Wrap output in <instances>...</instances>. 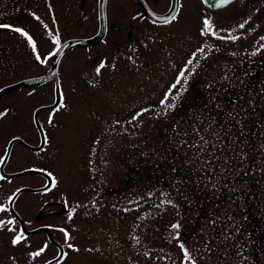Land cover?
I'll list each match as a JSON object with an SVG mask.
<instances>
[{"label":"rangeland","instance_id":"obj_1","mask_svg":"<svg viewBox=\"0 0 264 264\" xmlns=\"http://www.w3.org/2000/svg\"><path fill=\"white\" fill-rule=\"evenodd\" d=\"M36 1L28 0L26 7ZM147 1L157 11L170 2ZM179 3L174 20L154 25L132 0H107L108 32L102 42L115 26L111 41L115 49L120 47L118 51L102 42L68 51L74 61L69 64L67 58L60 64L55 108H45L57 97L49 80L0 97V162L13 136L29 147L41 145L36 121L46 138L38 152L10 144L2 172L21 168L43 172L51 177L43 198L57 200L66 209L64 215L48 220L53 242L41 234L13 246L14 235L21 231L16 221L7 224L13 218L7 202L17 188L30 182L37 185L41 178L0 175V208L4 209L0 211L4 222L0 264H254V236L264 229V217L253 229L252 211L246 210L234 190L249 189L261 180L238 177L236 148L225 141V135L236 128L226 122H236V115H221L224 104L217 92L226 76L229 85L236 87L240 74L235 70L241 58H231L224 51L239 50L264 59V24L256 20L258 16L242 23L234 7L211 12L200 0ZM84 4L82 28L68 32L66 38L96 33V3ZM22 14L15 10L0 22L20 23ZM204 19L212 28L201 35ZM35 20L37 25L24 24L37 46L35 54L22 36L0 33L5 59L0 89L43 73L50 65V54L63 40L62 34L58 43L51 42L54 34L49 39L41 33L47 34L48 24ZM129 21L132 30L126 28ZM234 22L244 27L232 24L227 32ZM95 54L99 59L91 63ZM227 69L231 74L225 75ZM214 85L216 92L208 95ZM205 95L217 99L212 112L206 110ZM40 107L44 108L35 119L34 110ZM11 206L25 229L37 224L35 203L34 211L24 209L21 194ZM60 229L68 233L67 241ZM41 248L45 250L40 256L31 255ZM262 260L264 255L259 254L258 261Z\"/></svg>","mask_w":264,"mask_h":264},{"label":"flooded vegetation","instance_id":"obj_2","mask_svg":"<svg viewBox=\"0 0 264 264\" xmlns=\"http://www.w3.org/2000/svg\"><path fill=\"white\" fill-rule=\"evenodd\" d=\"M19 1L21 4H19ZM134 2L135 6H138L139 12L146 18L145 20L149 21L150 23L154 25H162L166 24V20L170 22L172 19V16H176L179 12V1L176 5L175 11L173 15L163 21H155L149 17L145 11L139 7L138 3L136 0H132ZM148 8L153 11L156 14H166L172 7V0H170L169 4H166V6L157 11L154 9V5L151 1L144 0ZM28 0H0V18H7L11 14H14L15 10H20L24 14L20 16L21 21H24L21 23H8L7 21L4 23L0 22V25H8L10 27H0V33L1 32H8L9 34H15L19 35L16 32L11 31V28H21L25 32L30 34L27 29L24 27V24L27 21L34 22L36 25V20L38 19L39 23L41 21L47 25L48 24V30L47 34L42 31L41 33L44 36H48L50 39V35L54 34V37L50 40L53 42V40H57L58 38H62V41H59V43L55 46L54 52L59 49L65 42L77 38H87V36H73V37H68L66 38L68 32H73L77 31L82 28L83 26V14L85 11V4L84 2L89 3H96L97 6V16L99 17L100 11L98 10L99 8V2L100 0H38L32 4L30 7H26ZM87 4V3H86ZM202 4V3H201ZM203 5V4H202ZM107 0H106V5H105V16L107 15ZM204 8H206L203 5ZM235 8L237 11H235L239 17V19L244 23L245 21L249 20L252 16H258V22L264 24V0H233L230 4L222 7L220 10L225 9V8ZM35 9V10H34ZM207 10L214 12L216 10H210L206 8ZM39 10V11H38ZM218 11V10H217ZM42 12L44 16L39 15V13ZM38 13V14H36ZM97 17V19H98ZM256 18V17H255ZM167 22V23H168ZM13 24V25H11ZM97 24V23H96ZM113 24V23H112ZM231 25L229 27H226V31L229 32L231 30V27L234 25L236 26L237 24H241L234 22L230 23ZM233 24V25H232ZM99 26V25H98ZM228 26V24L226 25ZM71 28V30H68ZM128 29L132 30L133 28V23L132 22H127V27ZM241 28V27H240ZM238 28V29H240ZM98 29V27H97ZM115 26L113 27L112 32L108 35L107 41L102 42L105 37H106V32H108V28L106 26V32L103 35V37L93 43L89 44H81V45H75L72 47H69L66 49L59 57L58 63H57V68H56V73L55 75H52L48 80L53 81V83L58 82L61 73L59 72V67L63 59L67 61L68 56V51L74 52L77 47L78 49L81 48H88L90 46H93L97 43L102 42L101 44L108 46V49L110 48L113 52L114 50H119L120 47L117 46L116 49L113 47L115 45V41L112 42V36L115 34L114 32ZM130 32L127 33L129 35ZM63 34V35H62ZM62 35V37H61ZM93 35V34H92ZM31 36V35H29ZM111 36V37H110ZM89 37V36H88ZM24 38V37H23ZM127 39V37H126ZM111 41V42H110ZM113 48V49H112ZM31 49V47H30ZM2 50V51H1ZM0 53L2 56V59L0 60V66H3L4 63V58H3V49H1V43H0ZM110 54V51L107 53V55ZM224 54H229V57L236 58V60L240 59L241 61L240 64L236 65V70L235 72H240L239 76L237 77L238 81L236 87H232L229 85L227 76L225 77L226 79H223L222 83V90L220 92H217L218 95L217 97L223 101L224 106L219 108V111L221 115H236L234 123H228V127L235 125L236 128L234 129V132L227 133L225 136V141L228 142L229 145H232V147L236 148V158H237V165H238V177L240 179L242 178H247V179H260V183L257 185V182L254 181V187H251L249 189L244 188L242 186L238 187L236 190H234L235 194L237 196H241L243 206L248 209H251L252 211V217L251 221L254 222L253 225L256 223H259L261 219L263 220L264 217V59L259 60L256 58H251L250 56L252 54L250 53H241V51H233L231 49L228 50V52L224 51ZM48 56L46 60H48ZM78 57V56H77ZM251 58V60L247 61L246 63L242 62L243 59ZM54 56H51L50 59V65L49 67L40 75H44L48 73L51 70L52 63H53ZM73 58H68L69 64H71ZM79 59V57H78ZM99 59V56L97 54L94 55V57L91 58V63L92 62H97ZM93 63V64H94ZM94 67V65H92ZM232 69V68H231ZM231 69L225 70V75L231 74ZM68 71V69H67ZM210 90L207 91L208 95L213 94L216 92V85L209 87ZM233 88V89H232ZM234 88H236L234 90ZM207 98L206 100V110L209 112H212L215 108L213 107V104H215L216 100L215 97H208L205 95ZM56 102V103H55ZM53 104H56L54 106H49L50 108H55L59 100L56 99ZM51 105V104H49ZM46 106L45 108H47ZM44 107L36 108L34 110L35 115L34 118L37 119V112ZM49 108V109H50ZM234 119V118H233ZM36 126L38 128L39 136H40V143L41 145L37 147H29L31 145L26 144L21 140L20 138L13 136L11 140L14 143H19L21 145H24L26 149L31 150L32 152H38L42 149L43 145L45 144V134L44 131L41 128V125L39 122H35ZM211 125H209L210 127ZM43 132V133H42ZM228 132V131H227ZM231 133V134H230ZM233 137L231 139V142L229 141V135ZM44 135V136H43ZM10 140V141H11ZM29 145V146H28ZM34 150V151H33ZM9 153V147L6 149L5 154L3 156V159L0 162V175L4 178H12L15 179L17 176L26 174L27 176H40V182H38L37 185H35L34 182H30L29 184H25L20 186L19 188L16 189L14 194L9 198L8 200V211L12 214V220L15 222L20 227V231L24 233V238H41V234H43V237L45 238H54L50 235L51 229H53L52 225L48 223V220L54 217H59L61 215H64L66 213V209H63L62 204L55 200L48 199L46 200L43 198V194L45 191H47L50 188L51 184V177L48 175L44 174L43 172L39 170H34L30 168H21L17 169L14 171H6L5 173L2 172V167L3 164L8 156ZM45 183H44V182ZM260 186H262L260 188ZM262 191V192H259ZM26 192H29L31 194H26ZM22 194L23 197V208L28 209L30 212L34 211L36 208H33V204L38 207L36 209V212H34V220L37 222V224L30 229H25V223H23V220L19 218L20 216L17 215V213L12 209V203L13 201L17 198V196H20ZM247 194H254L252 197H247ZM261 194L263 197H261ZM42 196V197H41ZM248 198V200L246 199ZM48 205L46 209L43 211L42 208ZM242 207H240V211H242ZM61 213H57L54 215V212L60 211ZM41 211V212H40ZM245 211V210H244ZM50 215V217H49ZM242 215H245L243 212ZM48 216V217H47ZM47 223H44L46 222ZM33 223V222H32ZM30 225V224H29ZM255 229V227H253ZM38 234L37 237H35V234ZM34 236V237H33ZM256 238V241L254 242L253 249V263L254 264H264V261L262 260L261 262L258 261V255L263 254L264 255V229H260L258 234L254 236ZM52 240V239H51ZM53 242V240H52ZM61 248V246H59ZM56 258H54L50 263H53Z\"/></svg>","mask_w":264,"mask_h":264},{"label":"water","instance_id":"obj_3","mask_svg":"<svg viewBox=\"0 0 264 264\" xmlns=\"http://www.w3.org/2000/svg\"><path fill=\"white\" fill-rule=\"evenodd\" d=\"M139 5L141 6V8L145 11V13H147L149 15V17L155 21H163V20H166L168 18H170L174 11H175V8H176V5H177V0H173V3H172V7L171 9L166 13V14H156L154 12H152L148 7L147 5L145 4V2L143 0H137ZM202 3L209 9H213V10H216V9H220L222 8L223 6L225 5H222L221 7H216L215 4L217 2V0H201ZM233 1V0H232ZM104 3H105V0H100V7H99V11H100V21H101V24H100V28H99V31L98 33H96L94 36L90 37V38H86V39H74V40H71L67 43H65L62 48L59 50L58 54L56 55L55 57V60L53 62V66H52V70L47 74V75H44V76H40V77H34V78H30V79H26V80H23V81H20V82H17V83H14L12 85H9V86H5L3 87L1 90H0V96L8 91V90H11L13 88H16V87H19V86H22V85H25V84H28V83H33V82H38V81H44L45 79H48L51 77V75H55V68H56V62L60 56V54L68 47L72 46V45H75V44H89V43H93L95 41H97L98 39H100L104 33V30H105V14H104ZM227 5V4H226ZM48 205H45L41 211H43L44 209H46ZM63 210V209H62ZM62 210L60 211H57V212H54L53 214H50V215H54V214H57V213H61ZM40 211V212H41ZM49 215V217H50ZM48 217V216H47Z\"/></svg>","mask_w":264,"mask_h":264},{"label":"snow or ice","instance_id":"obj_4","mask_svg":"<svg viewBox=\"0 0 264 264\" xmlns=\"http://www.w3.org/2000/svg\"><path fill=\"white\" fill-rule=\"evenodd\" d=\"M231 2H232V0H217L215 6L216 7H221L222 5L230 4ZM171 19L174 20L175 19V16H172ZM165 22L167 23L168 21L166 20ZM0 27H10V26H8V25H0ZM240 27L243 28L244 25L241 24ZM211 28H212V24L210 23V21L208 19H204L203 20V28H202V31H201V35L207 34ZM11 31L16 32L20 36L24 37L27 40L28 45L31 47L32 52L34 54L36 53L37 46H36L34 40L32 39V37L29 36L27 32H25L21 28H11ZM231 38L235 39V37H231ZM262 39H264V38H262ZM53 43L54 44L58 43V40H53ZM200 51L202 52L203 49H200ZM58 52H59V49H57L55 52H52L50 55L55 56L56 54H58ZM36 60L37 61H41V57L39 55H36ZM188 63L191 64L192 61L189 60ZM100 67H103V65H101ZM97 72H99V68L97 69ZM183 76H184V72L182 71L180 73V76L177 78V81H176L177 84H179L181 82V78ZM173 87H175V85H173ZM162 103H163V101H162ZM0 115H2V113H0ZM133 119H136V117H133ZM50 122H51V120H50ZM3 210L4 209L0 208V211H3ZM69 219H71V214L69 215ZM13 223H14L13 220H8L7 221V224H9V225H11ZM3 226H4V222L3 221H0V227H3ZM172 227L173 228H178L179 226L178 225H173ZM8 230L9 231H12L11 228H9ZM60 231L64 232L65 241H67L68 240V233L65 232L63 229H60ZM22 239H24V233L21 231L19 234L14 235L11 243H12L13 246H16V245H18V244L21 243ZM46 247L47 246H45V248ZM69 247H71V245H69ZM181 247L183 248L184 246L181 245ZM45 248H41L39 251L34 252L31 255L33 257H38V256H40L44 252ZM185 259H188V253L186 251H185Z\"/></svg>","mask_w":264,"mask_h":264},{"label":"bare ground","instance_id":"obj_5","mask_svg":"<svg viewBox=\"0 0 264 264\" xmlns=\"http://www.w3.org/2000/svg\"><path fill=\"white\" fill-rule=\"evenodd\" d=\"M105 5H106V0H105V3H104V14H105Z\"/></svg>","mask_w":264,"mask_h":264}]
</instances>
